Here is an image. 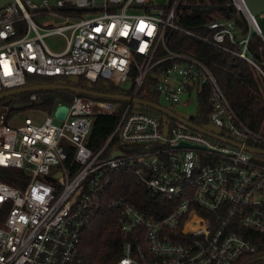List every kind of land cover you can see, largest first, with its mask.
Segmentation results:
<instances>
[{
	"label": "built area",
	"instance_id": "built-area-1",
	"mask_svg": "<svg viewBox=\"0 0 264 264\" xmlns=\"http://www.w3.org/2000/svg\"><path fill=\"white\" fill-rule=\"evenodd\" d=\"M230 2L249 25L239 38L234 21L221 17L207 24L208 34L184 29L176 21L180 0H13L0 10V92L30 85L31 76H82L121 87L129 80L130 96L143 89L171 106H187L194 96L199 109L208 85L210 111L201 124L193 122L197 113L185 118L152 103L231 141L162 111L149 115L134 111L132 102L85 94L43 109L48 116L42 124L26 116L12 126L13 115L0 108V168L27 177L18 185L0 180V264H80L81 231L112 175L123 171L165 201L167 211L149 215L122 196L113 198L123 238L114 264H234L264 247V159L256 157L264 155L243 147L264 149V134L240 120L204 62L170 49L165 39L167 29L183 32L247 60L264 77L247 56L251 31L263 36L261 28L243 12V0ZM131 7L140 12H128ZM61 13L55 27L33 20ZM51 34L64 37L61 50L47 46ZM226 40L241 50L225 46ZM26 100L38 104L43 97L31 92ZM58 105L67 107L59 121ZM111 114H119L115 128L94 151L88 139L95 118Z\"/></svg>",
	"mask_w": 264,
	"mask_h": 264
},
{
	"label": "trees",
	"instance_id": "trees-1",
	"mask_svg": "<svg viewBox=\"0 0 264 264\" xmlns=\"http://www.w3.org/2000/svg\"><path fill=\"white\" fill-rule=\"evenodd\" d=\"M181 6L176 10V21L178 25L196 34H208L207 24L214 18L221 17L233 20L236 26V38L241 37L248 31L249 25L245 17L238 12L230 0H180ZM206 5L212 7L209 10H195L194 6ZM23 24L16 25L17 35L22 34ZM262 31V29H261ZM263 35V31H262ZM167 46L175 51L191 54L209 68L217 84L224 92L236 115L247 126L264 134V97L261 85L264 77L259 70L247 60L225 51L223 48L202 42L190 37L183 32L167 29L165 33ZM224 45L239 52L241 46L225 41ZM247 56L256 63L264 72V40L260 35L251 32L247 45ZM28 84L43 83H70L69 78L59 77H29ZM76 86L110 94H124L130 96L133 90H124L104 79L90 82L80 76ZM211 87L205 86L199 95L200 103L193 122L201 124L206 121L210 111ZM43 97V101L29 107H39L50 111L57 102L68 103L76 95L64 90H38L33 91ZM31 92L16 94L0 100V105L7 104V112L19 110L12 108V103L28 99ZM140 99L157 102L156 97L146 94L143 89L136 93ZM122 102L120 106H124ZM27 107V108H29ZM119 119V114L99 115L95 118L88 139V146L96 151L113 132ZM115 143V139L110 146ZM27 177L23 176L22 170L16 168H0V180L12 185L25 182ZM122 196L135 207L146 214H154L167 211V205L161 198L152 195L146 186L139 181L133 172H116L102 193L99 205L94 209V214L84 225L78 244V256L80 264H114L122 254L123 238L120 233V218L118 212L111 207L113 198ZM264 254V247L253 254L241 256L234 264H244L253 258ZM252 264H263L258 261Z\"/></svg>",
	"mask_w": 264,
	"mask_h": 264
},
{
	"label": "water",
	"instance_id": "water-1",
	"mask_svg": "<svg viewBox=\"0 0 264 264\" xmlns=\"http://www.w3.org/2000/svg\"><path fill=\"white\" fill-rule=\"evenodd\" d=\"M13 0H0V10L8 3H10ZM99 2H102V0H98ZM244 1V5L245 8L248 12L249 18L252 19L253 16H255L257 13L264 11V0H243ZM181 6V5H180ZM212 7L210 6H206V5H200V6H194L193 9L195 10H209ZM79 10H85L83 8L79 9ZM262 39L264 40L263 36H261ZM79 77L77 76H71L69 78L70 83H43V84H30V85H26V86H21V87H17V88H12V89H7V90H3L0 92V100L6 97H11L14 96L16 94H22V93H27V92H33V91H38V90H64V91H69L75 94H85V95H89V96H93V97H101V98H110V99H116V100H123V101H128V102H132V103H138V104H142L151 108H154L158 111H162L166 114H168L169 116H171L174 119H177L183 123H185L186 125L193 127L195 129H199L202 130L204 133L215 137L216 139L225 141V142H231L230 140H228L227 138H224L222 136L216 135L204 128H199L197 127L194 123H192L189 120H186L176 114H174L172 111H170L169 109L159 105V104H155L152 103L150 101L147 100H142L138 97L135 96H127L124 94H110V93H104V92H97L94 90H89V89H85V88H81L76 86V84L78 83ZM32 105V101L30 100H23V101H18V102H14L12 103V108L15 109H23V108H27L29 106ZM67 112V107L65 105H58L55 109L54 112V117L57 119V121L63 119L66 115ZM233 145L239 146L240 144L232 142ZM182 145H188V144H184L182 143ZM245 150L253 152V153H258V154H262L264 155V149L261 148H257V147H253V146H248V145H244L243 146ZM114 153L119 154V151H115ZM113 153V154H114ZM59 174L57 173L55 176H58ZM264 260V255L262 256H258L256 258L251 259L250 261L244 263V264H252L258 261H262Z\"/></svg>",
	"mask_w": 264,
	"mask_h": 264
},
{
	"label": "rangeland",
	"instance_id": "rangeland-1",
	"mask_svg": "<svg viewBox=\"0 0 264 264\" xmlns=\"http://www.w3.org/2000/svg\"><path fill=\"white\" fill-rule=\"evenodd\" d=\"M56 1V0H53ZM158 3H164L165 0H157ZM128 12H140V10L138 8H129ZM263 13V16H262ZM77 15L81 16V17H87L90 16L92 14V12H76ZM65 15V13H61V14H44V15H40V16H34L33 20L34 22L40 26V27H45L47 24H49V27H55L57 26V24H60L61 20L63 19V16ZM256 21L258 23V25L260 26V28L263 31V38H264V11H261L259 13H257L255 15ZM252 32V31H251ZM45 42L47 44V46L51 49V50H61L64 45H65V40L64 37L60 34H51L45 37ZM130 81H126L123 83L122 87L124 90L130 88ZM262 95L264 97V84L261 85L260 87ZM157 102H159L162 105L168 106L169 108H171L172 110H174L176 113H178L179 115L185 117V118H190L192 116H194L197 112H198V104H197V100L194 96H191L189 98V103L187 106H181V105H174L171 106L169 104H167L166 102H164L161 99H158ZM5 107L7 108L8 105H0V108ZM133 110L134 111H138L141 113H146L149 115H157L159 113L158 110L142 105V104H138V103H133L132 105ZM43 109L39 108V107H29V108H23V109H19L16 111H13L10 113V115H13L11 118H9L8 123L12 126H17L22 124L23 119L26 116H29L31 118L34 119L35 123L37 124H42L43 121L46 119V117L48 116L47 112H43ZM214 130H217V128L215 127H211ZM259 159H264V156H256Z\"/></svg>",
	"mask_w": 264,
	"mask_h": 264
},
{
	"label": "bare ground",
	"instance_id": "bare-ground-1",
	"mask_svg": "<svg viewBox=\"0 0 264 264\" xmlns=\"http://www.w3.org/2000/svg\"><path fill=\"white\" fill-rule=\"evenodd\" d=\"M242 8V10H243V12H245V14H247L248 15V13H247V11H246V9H245V7H241Z\"/></svg>",
	"mask_w": 264,
	"mask_h": 264
},
{
	"label": "snow or ice",
	"instance_id": "snow-or-ice-1",
	"mask_svg": "<svg viewBox=\"0 0 264 264\" xmlns=\"http://www.w3.org/2000/svg\"><path fill=\"white\" fill-rule=\"evenodd\" d=\"M141 29L143 30V25H141Z\"/></svg>",
	"mask_w": 264,
	"mask_h": 264
},
{
	"label": "crops",
	"instance_id": "crops-1",
	"mask_svg": "<svg viewBox=\"0 0 264 264\" xmlns=\"http://www.w3.org/2000/svg\"><path fill=\"white\" fill-rule=\"evenodd\" d=\"M242 36V35H241Z\"/></svg>",
	"mask_w": 264,
	"mask_h": 264
}]
</instances>
